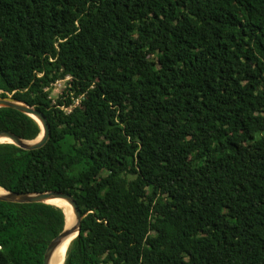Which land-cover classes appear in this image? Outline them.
<instances>
[{
	"label": "trees",
	"instance_id": "obj_1",
	"mask_svg": "<svg viewBox=\"0 0 264 264\" xmlns=\"http://www.w3.org/2000/svg\"><path fill=\"white\" fill-rule=\"evenodd\" d=\"M6 94L49 137L0 142V187L72 195L62 264H264V0H0ZM0 129L40 133L7 106ZM63 225L0 200V264H42Z\"/></svg>",
	"mask_w": 264,
	"mask_h": 264
},
{
	"label": "water",
	"instance_id": "obj_2",
	"mask_svg": "<svg viewBox=\"0 0 264 264\" xmlns=\"http://www.w3.org/2000/svg\"><path fill=\"white\" fill-rule=\"evenodd\" d=\"M1 106L12 107L32 117L38 123L40 127V133L33 139H24L9 130L0 129V138L5 139L4 141H0V142H10L22 149H27V150L36 149L44 145V143L47 141L49 137V126L44 114L40 110H38L34 106L26 104L25 102L16 100L14 97H12L9 94H6L5 97L0 96V107ZM0 188L2 190L0 192V200L2 201H7V202L36 201V202L50 203L48 201L51 199H61L67 202L68 204H70L72 210V215H70L71 217L69 216V218L66 219V216L63 213L64 215L63 228L57 235H55L54 238L50 240L44 251L42 264H49V259L54 248L62 241L69 238L72 234H74L73 235L74 237L79 232L82 215L80 213L77 203H75L76 201L74 200L71 194L59 190H48L41 192H16V191H9L4 188L2 189V187Z\"/></svg>",
	"mask_w": 264,
	"mask_h": 264
},
{
	"label": "bare ground",
	"instance_id": "obj_3",
	"mask_svg": "<svg viewBox=\"0 0 264 264\" xmlns=\"http://www.w3.org/2000/svg\"><path fill=\"white\" fill-rule=\"evenodd\" d=\"M5 139L0 138V141H4ZM1 188H0V192H1ZM48 202H50L51 204H54L58 207H60L64 213V215L66 216V219L69 218L70 215H72V210L70 207V204H68L67 202H65L64 200L61 199H51ZM71 217V216H70ZM74 234H72L69 238L65 239L64 241H62L61 243H59L53 250L50 259H49V264H62L63 260H64V256H65V252L66 249L68 247V244L71 240V238L73 237Z\"/></svg>",
	"mask_w": 264,
	"mask_h": 264
},
{
	"label": "rangeland",
	"instance_id": "obj_4",
	"mask_svg": "<svg viewBox=\"0 0 264 264\" xmlns=\"http://www.w3.org/2000/svg\"><path fill=\"white\" fill-rule=\"evenodd\" d=\"M65 87V79L62 80H58L57 82H55L50 89L49 95L52 98V100H56L58 97H60V94L62 92V90ZM132 183H136L137 179L136 177H131L130 178ZM147 233H153V231H148ZM144 235H142L141 237L138 238H142Z\"/></svg>",
	"mask_w": 264,
	"mask_h": 264
},
{
	"label": "built area",
	"instance_id": "obj_5",
	"mask_svg": "<svg viewBox=\"0 0 264 264\" xmlns=\"http://www.w3.org/2000/svg\"><path fill=\"white\" fill-rule=\"evenodd\" d=\"M57 81H58V80H57ZM57 81H55V82H57ZM55 82H54V83H55ZM54 83H53V84H54ZM53 84H52V85H53Z\"/></svg>",
	"mask_w": 264,
	"mask_h": 264
}]
</instances>
